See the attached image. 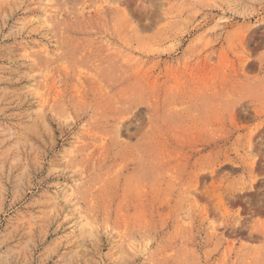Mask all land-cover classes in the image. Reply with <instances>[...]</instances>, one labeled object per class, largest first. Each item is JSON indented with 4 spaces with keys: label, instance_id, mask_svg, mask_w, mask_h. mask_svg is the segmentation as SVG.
Segmentation results:
<instances>
[{
    "label": "rangeland",
    "instance_id": "obj_1",
    "mask_svg": "<svg viewBox=\"0 0 264 264\" xmlns=\"http://www.w3.org/2000/svg\"><path fill=\"white\" fill-rule=\"evenodd\" d=\"M0 264H264V0H0Z\"/></svg>",
    "mask_w": 264,
    "mask_h": 264
}]
</instances>
